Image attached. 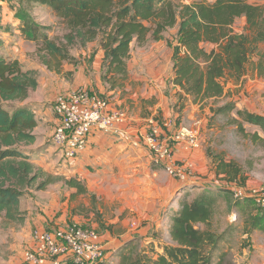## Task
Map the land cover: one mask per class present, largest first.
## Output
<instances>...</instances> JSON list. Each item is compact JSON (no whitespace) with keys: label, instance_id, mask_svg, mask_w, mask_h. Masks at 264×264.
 Wrapping results in <instances>:
<instances>
[{"label":"trees","instance_id":"trees-1","mask_svg":"<svg viewBox=\"0 0 264 264\" xmlns=\"http://www.w3.org/2000/svg\"><path fill=\"white\" fill-rule=\"evenodd\" d=\"M21 1L23 5L17 14L22 21L23 36L38 43L43 63L58 73L64 61L72 60L70 47L98 40L99 49L104 52L103 79L116 89L129 77L128 61L133 42L142 46L150 34L158 40L164 30L178 26L180 45L173 57L172 82L179 87L176 95L183 104H176V107L183 108L184 100L189 97L194 102L221 97L225 93L222 79L226 75L239 79L251 66L264 74V53L260 49L264 43V5L250 0H195L191 3H184V0ZM25 4L48 6L66 30L64 41L50 38L45 26L35 21ZM240 18H246L242 32L234 29ZM204 43L218 47L207 50ZM254 57L258 59L253 61ZM71 62L77 63L75 59ZM37 80L36 71L26 69L19 59L0 56V218L6 220H22L21 196L37 180L38 173L30 155L22 148L36 141L34 131L38 121L26 105L13 106L10 110L4 103L25 100L37 88ZM234 107L231 101L217 112ZM237 115L247 123L264 125L263 115L242 109L237 110ZM254 136L264 140L259 133ZM217 159V179L239 185L246 183L247 177L238 163L223 157ZM48 183L42 181L36 187L44 189ZM69 184L78 186V193L87 192L75 179H70ZM221 200L226 202L229 213L235 211L244 215V242L251 239L254 230L264 231V207L256 198H237L227 187L216 191L203 187L193 199H182L171 219L172 242L163 247V253L154 257L144 250L136 251L131 241L123 247L119 264H225L229 253L221 252L216 262L212 253L224 237L212 226Z\"/></svg>","mask_w":264,"mask_h":264},{"label":"rangeland","instance_id":"rangeland-1","mask_svg":"<svg viewBox=\"0 0 264 264\" xmlns=\"http://www.w3.org/2000/svg\"><path fill=\"white\" fill-rule=\"evenodd\" d=\"M193 1L195 0H184V3H191ZM206 1L213 2L214 0ZM250 2L264 5V0H250ZM22 5L23 2L21 0H0V54L9 55L4 56L9 59H19L26 69L36 71L37 79L40 77L49 78L54 76L57 79L60 78L58 80L59 83H64V85L72 84L78 67L82 64H88V57L99 50V41L96 40L85 46L75 45L70 47L69 53L72 57L71 61L75 59L77 63L73 64L71 61H64L61 73H58L54 69L51 70L43 63L42 56L38 54V43L27 40L23 36L22 21L17 14ZM25 8L31 13L35 21L45 26V32L48 33L50 38H60V41H64V33L66 30L48 6L28 4ZM245 26L246 18H240L234 24V29L242 32ZM158 43L165 45V48L168 50L166 54L167 58L173 59L180 45L178 26L164 30L161 38L158 40L153 39V35L150 34L148 41L142 46L134 41L133 49L136 57L142 55L141 53L149 55L150 51H143L145 47ZM203 45L207 50L218 47L217 44L212 43H204ZM260 49L264 53V43H261ZM254 59L256 61L258 58L254 57L253 61ZM80 62L81 64L76 68ZM129 62L130 64L134 63L133 56H131ZM251 67L247 74L239 79L226 75L227 77L225 76L222 79L225 86V93L221 97L196 102L192 101L191 97L185 98L183 107L187 109L188 117L187 114L180 115L179 113H175L173 117L176 119L179 117L177 121L178 125L180 123L187 124L198 132L200 139L199 149L206 153L210 162L205 171L204 168H197L193 162L192 164H187L185 167V160L177 158L178 163L181 164L183 171L186 173L182 181L185 183L192 181L190 183L195 185L197 182H194V180L201 181L202 178H208L211 172L216 170L215 161L218 160L217 158L223 157L225 160L234 161L241 166L243 173L247 177L246 183L242 185L229 183L225 180L217 179V174L215 175L213 173V182L203 180L204 185L207 186L206 188L210 187L215 191L222 187L230 188L239 195L257 198L263 208L264 140L254 136V133H259V135L264 137V125L261 127L247 123L237 115V110L242 109L264 116V74H260L258 69ZM130 77L124 81L123 86L117 87L122 90L126 100H128L126 93L132 92L138 87L137 84L133 83H139V80L134 79L130 82ZM66 90L60 92L56 100L61 95L68 94ZM231 101L235 103L233 110L217 112L219 107H224ZM113 102L122 107L130 108L126 101L118 103L114 100ZM144 102L149 104L148 100L140 101L138 108L141 114L144 115V112H147L146 115H150L151 110L147 109L144 111V107L147 105L143 104ZM17 105H19V102L4 103V106L10 110L13 106ZM174 108L176 112H181V108ZM130 111L132 112L131 109ZM176 114L179 115L177 116ZM53 128V125H46L39 135L38 143L35 142L22 148L30 155V159L35 166V172L38 173V176L35 184L25 190L21 196V211L23 213L22 216H24L22 220H6L3 217L0 218V264H29L25 259V251L34 246L33 235L36 229L40 225H45L37 217L44 215L47 206V213H50L56 220L59 221L61 218L65 219L64 225L56 224V226L62 225L57 226L58 228L65 227L66 224L83 225L84 223H82L80 217H86L90 212L93 216H91L92 219L86 221V224H91L95 218L96 220L103 218L102 222L104 223L106 217L108 218L112 214L108 208L102 214H100V210L98 214L95 213L92 210V203L95 204L96 199L92 195L86 196L80 195L82 193L75 194L72 192V186L69 184V180L73 179L71 161L66 159L62 151L52 144L51 131H53ZM42 181L49 183L44 189H37L36 186ZM194 189L198 193L201 191L196 187ZM194 189L189 188L190 191L188 190L189 192L186 198L192 199L198 194L193 191ZM180 190L182 193V187ZM87 211L88 213H86ZM229 211L226 202L221 200L216 208L212 226L218 234H223L224 237L212 251L214 261H217L221 252H227L229 255L225 264H264V231L260 229L254 230L251 239L244 242L246 238L242 233L244 215L238 214L235 211L229 213ZM107 212L108 214L106 215ZM78 214H84V216ZM95 227L97 229L92 228L96 229L100 235L105 230L112 232L113 230L119 229L106 224H102L100 227L96 225ZM137 228L135 227L136 230ZM131 235L136 236L138 233H132ZM129 237L127 236L126 238H121L120 241H116L117 245L115 249L106 250L107 260L105 264H112L113 261L116 262V259L120 262V253L123 247L131 242H127L130 240L128 239ZM132 241L136 245V251L144 250L148 255L156 257L157 253H163L162 247L163 244L168 242V238L165 232L162 235L155 229V231L150 230L147 235H143L141 238L138 237ZM254 241L259 244L257 248L251 246L255 243ZM244 244H248V246L245 247ZM114 255L119 256V259L116 258L113 260Z\"/></svg>","mask_w":264,"mask_h":264},{"label":"crops","instance_id":"crops-1","mask_svg":"<svg viewBox=\"0 0 264 264\" xmlns=\"http://www.w3.org/2000/svg\"><path fill=\"white\" fill-rule=\"evenodd\" d=\"M143 51H150V53L149 55L141 53L142 55L136 57L134 49H132L134 63L130 64L128 61L129 76L132 77L129 81L132 82V79L139 80V83H133L138 85L137 89L126 93L128 100L125 99L122 90L112 89L110 84L104 81V52L99 49L88 57V64H82L81 66H79L81 62L77 64L76 68L79 67L72 84L59 83L60 78L57 79L54 76L49 78L40 77L37 80V88L31 91L25 100L19 102V105H26L35 114L38 121L34 131L37 137L35 142L37 143L43 127L53 125L54 131L57 125L53 102L63 90H71H66V93H70L80 87H85L92 93L111 100L114 99L118 103L128 102L127 105L132 110V112L130 111V121L125 123L123 125L124 129L121 130L128 131V135L124 132L107 133L100 129L93 130L87 147L71 161L73 179L87 190V192L80 195H92L96 199V203H92V210L95 213L98 214L100 210V214H102L107 211V208L112 213L109 215V219L106 217L104 223L102 222L103 218L98 220L95 218L91 224H86L87 220L92 219L91 216L93 215L90 212L88 216L80 217L82 223H84L83 225L96 228V225L100 227L102 224H106L119 228L112 232L105 230L101 235L106 250L115 249L116 241L129 237L132 233H138V235H131L128 238L130 240L127 242L138 237L141 238L143 235H147L150 230L155 231V229L162 235L163 232L166 233L168 242L163 244V247L171 243V219L178 210L182 198L187 197L190 191L189 188L194 189L196 187L202 190L203 187H207L204 185L203 180L213 182V173L216 175V170L212 171L208 178H202L201 181L194 180V182H197L194 185L190 183L192 181L185 183L173 177L164 167L153 163L150 152L141 138V133L146 130L147 118L156 113L165 118H173L175 113L187 114L188 117V112L184 107L181 108V112L175 111L176 104L182 106L183 101L177 99L176 94L180 89L172 82L175 74L174 63L172 58H167L168 50L165 45L158 43L146 46ZM0 56L9 55L0 54ZM143 100L149 102V104L146 102L143 104H147L144 111L151 110L150 115H146L147 112H144V115L141 114L138 108L140 101ZM53 131H51L52 135ZM133 142L139 143L140 147H135ZM175 157L185 160V167L193 162L197 168H204L205 171L210 163L206 153L199 148L178 146ZM184 174L186 176L185 172ZM181 187L183 189L182 193ZM178 190L180 192L177 197ZM72 192L77 194L78 186H73ZM195 192L198 193L197 190ZM47 210L48 206L44 211V215L37 217L40 222L45 224L40 225V228L54 229L58 228L57 226H62H56V224H65V219L61 218L58 221L50 213L48 214ZM80 216H84V214ZM133 226L138 227L137 230ZM254 242V246H251L257 248L259 244L256 241ZM118 257L114 255L113 260ZM118 262L116 259V262L113 261L112 264H118Z\"/></svg>","mask_w":264,"mask_h":264},{"label":"built area","instance_id":"built-area-1","mask_svg":"<svg viewBox=\"0 0 264 264\" xmlns=\"http://www.w3.org/2000/svg\"><path fill=\"white\" fill-rule=\"evenodd\" d=\"M53 111L57 125L52 144L68 160L75 159L87 147L93 130L124 132L128 135V131L121 130L130 121V109L85 87L58 97L53 103ZM178 118H165L157 113L150 115L141 138L153 163L164 167L173 177L184 180L185 174L175 152L178 146L199 148L200 139L195 129L187 124L178 125ZM133 145L140 147L139 143L133 142ZM233 192L237 198L244 197ZM33 240L34 246L25 251V259L29 264H105L107 260L105 243L100 233L92 227L77 224L54 229L39 227Z\"/></svg>","mask_w":264,"mask_h":264}]
</instances>
